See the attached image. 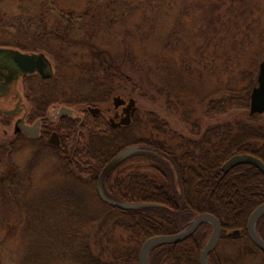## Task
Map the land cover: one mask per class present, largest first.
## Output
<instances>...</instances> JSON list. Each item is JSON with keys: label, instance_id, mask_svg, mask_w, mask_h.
Returning <instances> with one entry per match:
<instances>
[{"label": "rangeland", "instance_id": "1", "mask_svg": "<svg viewBox=\"0 0 264 264\" xmlns=\"http://www.w3.org/2000/svg\"><path fill=\"white\" fill-rule=\"evenodd\" d=\"M239 3L233 9L231 0H0V44L47 55L58 81L46 90L57 100L46 113L54 105H65L62 101L81 100L92 93L96 85L88 80L94 76L106 86L119 88L112 99L118 95L134 97L141 118L148 111L158 113L177 133L194 136L182 120L183 112L193 109L196 116L206 118L207 102L225 93L228 79L236 77L238 84H243L239 74L240 64L245 63L242 56L245 60L259 57L256 75L264 59V0ZM215 6L220 13L213 12ZM214 17L216 25L210 24ZM234 44L242 48L241 54L232 51ZM101 62L102 67L98 66ZM113 77L123 79L113 82ZM169 78L176 81L172 84L176 105L167 103L165 83ZM179 100L184 105H179ZM96 106L107 121L113 117L112 100ZM88 107L70 106L84 111V117ZM13 110L16 115H10ZM32 111L23 78L0 94V264L30 262L35 252L42 258L51 253H74L75 245L60 219L65 214L54 211L58 206L52 201L64 190L71 206L78 203L80 194L92 207L101 204L94 197L97 189L90 172L75 168L69 172L47 141H32L15 133L19 117L27 114L30 120L37 118ZM75 117L70 118L77 120L78 127L85 122L83 116ZM234 119L264 125V113L251 116L250 107L233 109L214 120L204 119L202 124L206 128ZM48 122L59 126L60 121ZM84 124L77 134L63 131L69 134L63 148L87 143L91 119ZM134 132L149 135L151 129L144 125ZM29 207L46 213L34 214L36 222L31 224L28 221L33 219L26 211ZM40 233H54L47 248H35ZM51 243L55 248L49 249ZM216 249L224 264L263 263L260 254H251L255 248L247 238L226 240Z\"/></svg>", "mask_w": 264, "mask_h": 264}, {"label": "trees", "instance_id": "2", "mask_svg": "<svg viewBox=\"0 0 264 264\" xmlns=\"http://www.w3.org/2000/svg\"><path fill=\"white\" fill-rule=\"evenodd\" d=\"M239 2L241 0H231L233 9L235 4H241ZM220 11L218 6L213 7V12ZM215 23L216 17L210 24ZM231 49L236 55L243 51L237 44ZM242 59L245 63L244 66L240 64L239 74L243 84L239 85L240 80L236 77L228 79L225 93L207 102V109L203 113L206 118L196 116L193 109L183 112L182 120L191 127L194 136L177 133L167 119L151 111L145 113V118H141L139 111H136L132 123L121 127H113L101 114L87 112L85 122L88 118L92 122L87 143L82 146L76 143L70 148L65 145L63 149L51 145L63 162V168L71 173L72 168L90 172L93 185H96L102 168L116 153L131 145L143 147L144 151L130 157L108 175L105 190L116 199L155 205L120 209L103 202L96 193L94 197L101 203L99 206L92 207L84 202L87 197L82 194L78 203L74 201L71 206L70 197L64 190L52 201L58 206L54 211L65 214L60 219L75 245L74 253H51L47 258H42L35 252L33 260L31 258L30 262L23 264H138L144 241L156 235L178 233L205 212L216 215L222 223L220 243L247 238L255 248V251H250L251 254H260L264 264V251L253 244L246 232L251 213L264 203V173L251 163L238 164L226 171L222 169L230 157L241 153L253 154L264 161V125L244 119L216 122L206 128L202 124L204 119L214 120L216 116L233 109L249 108L251 92L257 84L259 57L245 60L242 56ZM132 60L135 63V59ZM103 65L101 62L98 66ZM124 78L131 81L128 77ZM121 79L113 77V82ZM23 80L25 95L33 104L32 116L46 115L47 107L57 101L53 96H48L46 90L52 89L53 83L57 84V77L32 75ZM100 80V77L89 78L88 81L96 86L92 93L81 100L62 102L66 106H96L109 102L119 88L106 86ZM175 82L169 78L165 83L167 103L170 105H176L177 97L173 95ZM179 105L184 103L179 100ZM76 122L66 116L59 126L52 125L50 130H58L66 144L65 136L73 131L77 134L85 128V122L79 127ZM144 125L150 127V134L136 135L134 129H141ZM99 127L104 129L98 131ZM42 140L46 141L44 138ZM26 211L32 219L34 214L45 212L38 207H29ZM28 222L34 224L36 220ZM235 229H240L241 233L230 235L229 232ZM257 231L264 239V214L257 222ZM211 233L212 226L204 223L183 241L157 246L150 254V264H200V252ZM51 234L54 235L38 234L35 248H47ZM57 239L52 240L58 242ZM48 246L49 249L55 248L54 243ZM216 250L209 255L211 264H224Z\"/></svg>", "mask_w": 264, "mask_h": 264}, {"label": "water", "instance_id": "3", "mask_svg": "<svg viewBox=\"0 0 264 264\" xmlns=\"http://www.w3.org/2000/svg\"><path fill=\"white\" fill-rule=\"evenodd\" d=\"M13 58L16 64L19 66L22 72L25 73H33L38 71L43 78H50L53 76V68L50 61L46 58V56L42 53L39 54H29L22 52L20 50H15L13 52ZM113 104L115 107H119L120 105L127 104L124 108L126 112V116L120 121L119 124L128 125L131 123V118L136 111V99L131 97L128 100L118 95L113 98ZM62 113H70L74 112V109L61 106ZM90 111L99 112V107L89 106ZM264 113V59L259 64V72L257 75V84L252 89L250 96V115L262 114ZM17 129H23L26 133L32 134V128L25 124L22 119L18 120L16 123ZM57 137V134L54 133L52 138ZM144 151V148L138 145H131L123 148L117 154H115L102 168L100 174L97 179L96 189L99 198L114 207H118L120 209H138L143 207H149L155 205L154 203L148 202H137V201H124L120 199L113 198L110 196L105 190V181L108 175L120 164L129 159L130 157ZM242 163H251L257 166L264 173V161L249 153H241L236 154L230 157L222 166L224 171L228 170L232 166L242 164ZM264 214V203L260 204L250 215L246 227V232L251 239V241L262 251H264V239L260 236L257 231V222L259 218ZM208 223L212 226V233L207 241L206 245L200 252V264H211L209 255L213 252L221 241L222 236V223L220 219L209 212L201 213L196 218L192 220L190 225L184 230L175 233V234H162L156 235L148 238L142 244L139 256H138V264H150V254L151 252L159 245L169 244V243H177L183 241L190 236H192L198 228L204 224ZM241 233L240 229L233 230L229 234L234 236Z\"/></svg>", "mask_w": 264, "mask_h": 264}, {"label": "flooded vegetation", "instance_id": "4", "mask_svg": "<svg viewBox=\"0 0 264 264\" xmlns=\"http://www.w3.org/2000/svg\"><path fill=\"white\" fill-rule=\"evenodd\" d=\"M15 50H20L22 52L29 53L32 55L40 53V52H36V51L30 52V51H27L24 49H19L17 47L8 46L6 44H0V94L1 95H4L5 92H7L9 90L10 86L14 82H17L22 78L24 79L26 76L35 75V76H39V77L43 78V76L38 71H35L33 73L22 72L21 69L19 68V66L16 64L14 58H13V52ZM47 59H48V57H47ZM126 106H127V104H123V105H120L119 107L113 108L114 109L113 117L109 118V120H108L113 127L127 126L125 124H119L120 121L127 115L125 110H124V108ZM60 107L61 106H55V107L51 108V110H49L46 113V115L37 117L34 121L30 120V118H29V116H27V114H25L22 117H19L16 120V123L18 120L22 119L25 124H27L28 126H30L32 128V134L33 135L31 136L30 134L26 133L23 129L18 130L16 124H15V133L16 134H20V133L25 134L32 141L34 140V141H42L43 142L42 139L44 138V140L46 139L48 145H53L54 147H60L63 149V146H62L63 141H62V137H61L60 132L58 130H50V127L52 126V124H49L48 120H52V121L59 120V121H61L62 118L66 117V116L71 117V118L73 116H76L77 118H80V116L84 117L85 112L84 111L83 112L76 111L74 109V112L72 114L62 113ZM87 111L93 115H98V114L102 115L101 109L99 112H92V111H90V109L88 107ZM16 114H17L16 110H13L10 112V115H16ZM74 120H76V119H74ZM131 123H132V120H131ZM54 133L57 134V137L52 138Z\"/></svg>", "mask_w": 264, "mask_h": 264}]
</instances>
